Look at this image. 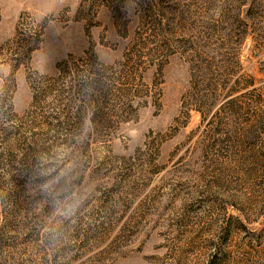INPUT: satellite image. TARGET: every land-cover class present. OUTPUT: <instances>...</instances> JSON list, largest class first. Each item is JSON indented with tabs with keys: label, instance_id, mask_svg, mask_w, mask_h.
<instances>
[{
	"label": "rangeland",
	"instance_id": "374dc122",
	"mask_svg": "<svg viewBox=\"0 0 264 264\" xmlns=\"http://www.w3.org/2000/svg\"><path fill=\"white\" fill-rule=\"evenodd\" d=\"M0 264H264V0H0Z\"/></svg>",
	"mask_w": 264,
	"mask_h": 264
}]
</instances>
